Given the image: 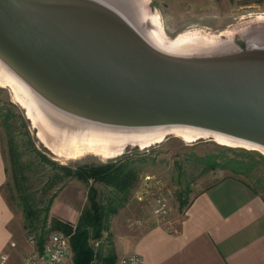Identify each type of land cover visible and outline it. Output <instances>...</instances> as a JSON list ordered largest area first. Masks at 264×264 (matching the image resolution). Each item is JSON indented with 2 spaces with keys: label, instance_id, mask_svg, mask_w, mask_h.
<instances>
[{
  "label": "water",
  "instance_id": "95a60500",
  "mask_svg": "<svg viewBox=\"0 0 264 264\" xmlns=\"http://www.w3.org/2000/svg\"><path fill=\"white\" fill-rule=\"evenodd\" d=\"M126 22L94 0H0V66L46 119L56 120L51 105L69 104L128 125L195 126L264 149V51L248 50L245 39L232 42L241 54L222 56L218 47L173 59Z\"/></svg>",
  "mask_w": 264,
  "mask_h": 264
},
{
  "label": "rangeland",
  "instance_id": "374dc122",
  "mask_svg": "<svg viewBox=\"0 0 264 264\" xmlns=\"http://www.w3.org/2000/svg\"><path fill=\"white\" fill-rule=\"evenodd\" d=\"M135 1L141 4L143 11L154 21L151 23L150 19L141 17L143 30H150L149 27L153 24L151 31H161L168 40L187 33L196 35L200 40L206 38V43H213L202 48L198 46L191 52L215 49L220 47V43L235 42L243 45L246 38L264 40V0ZM16 98L10 85L0 84V144L7 171V180L1 190L15 214L24 220L18 192L11 179L12 154L17 157L16 166L23 192L37 209L36 229L28 232L24 228L25 237L31 234L35 242L39 232L43 233L44 241L51 231L47 230L48 223L44 220L50 197L53 200L56 196L58 203L86 202L87 183L76 177L61 179L58 176L62 171L51 165L49 160L75 166L81 163H99L124 155L131 176L125 199L117 210L123 207L128 213L130 224H137L139 229L157 224L172 223L174 226L191 197L202 187L225 175L243 181L264 199V150L257 147L222 143L211 135L188 140L174 131L175 133H167L161 140L144 147L126 144L119 154L110 157L91 151L66 157L56 154L47 143L53 133L58 138L55 129L46 122L42 125L43 120L33 123L28 118L25 107L20 104L21 101ZM227 146L232 149L224 148ZM240 149L255 153L249 166L240 165L237 169L232 161H227L223 167H209L206 163L207 157L211 155L212 159L219 162L225 161V156L240 158ZM235 150L239 152L235 153ZM257 153L260 156L257 157ZM92 184L97 190V200L108 204L113 194L111 187L99 180L92 181ZM65 187L71 189L61 192ZM121 196L122 192H118L117 199ZM178 198L185 203L179 205ZM51 202L48 214H53ZM113 214L109 216L108 228ZM108 228L102 231L100 255L113 248ZM96 242L91 241L97 252ZM70 253L72 256L71 248ZM93 264H96L95 260Z\"/></svg>",
  "mask_w": 264,
  "mask_h": 264
},
{
  "label": "crops",
  "instance_id": "0c3cea01",
  "mask_svg": "<svg viewBox=\"0 0 264 264\" xmlns=\"http://www.w3.org/2000/svg\"><path fill=\"white\" fill-rule=\"evenodd\" d=\"M6 180L0 144V254H5L2 264H21L37 246L25 237L23 220L1 190ZM66 189L71 188L61 192ZM57 201L55 196L51 212L71 222L84 203ZM123 209L113 214L108 228L115 260L137 252L149 264H264V199L236 177L221 176L202 187L174 226L139 229Z\"/></svg>",
  "mask_w": 264,
  "mask_h": 264
},
{
  "label": "bare ground",
  "instance_id": "6f19581e",
  "mask_svg": "<svg viewBox=\"0 0 264 264\" xmlns=\"http://www.w3.org/2000/svg\"><path fill=\"white\" fill-rule=\"evenodd\" d=\"M94 1H96L102 8L112 10L116 18L125 22V24H127V20L128 24H130L131 27L136 28V31L138 30L140 34L143 32V37L147 38V40L150 41L157 50L162 51L160 53H163L164 56H168L173 59H187L190 52L193 49H197L198 46L202 48L213 44L206 43V38L200 40L195 37L196 35L187 33L179 35L174 40H168L164 37L161 31L159 33L151 31L153 24L149 27L150 30L145 29L146 31H141L135 22L136 15L140 20L141 17H145L150 19L151 23L154 21L151 16L147 15L146 12L143 11L141 4H138L135 0H123L125 3L120 2V0ZM59 9H61V13L67 12V9L65 8L59 7ZM133 12H136V15ZM233 44L234 43H220V48L216 50V53L222 56H231L235 53H243L236 45ZM259 49L264 51V40H248V50L258 51ZM0 72L2 73L0 75V84H8V86H11L15 96L21 101L20 104L25 107L28 118L33 121V123L34 121L40 123V121L43 120L41 122L42 125L46 122L47 125L55 129L59 135L58 138L53 133V137H49L50 139H48L47 143L49 148L58 155L71 157L85 151H91L105 157H110L119 154L126 144H136L139 147H144L150 143L161 140L165 134L174 131L178 132L188 140H193L202 136L206 137L205 135H211L216 141L218 140L226 144H237L234 140H232V138H228L224 134L209 131L204 128L185 125L173 126V124H157L153 126L136 124L128 125L126 123H122L120 119L118 120L114 117H108L104 114L87 112L81 110L75 105L69 104H67V107L58 103L64 108L60 106L55 108L50 104L51 109L56 113V120L46 119V116H43L41 111L36 108V106H33V97L28 88L21 82L20 83L22 85L19 84L17 79L13 78L3 70L2 66H0ZM42 74L43 77H40L41 79H53L51 75V77H49L45 72ZM37 123L36 125L39 126ZM47 135L48 133L46 136ZM46 138H48V136ZM258 148L260 150H264L262 147Z\"/></svg>",
  "mask_w": 264,
  "mask_h": 264
},
{
  "label": "trees",
  "instance_id": "16d2710c",
  "mask_svg": "<svg viewBox=\"0 0 264 264\" xmlns=\"http://www.w3.org/2000/svg\"><path fill=\"white\" fill-rule=\"evenodd\" d=\"M232 149L230 146L224 147ZM12 153V147H10ZM240 158H234L233 156H225L226 159L223 162L212 159L213 156H208L206 163L209 167L225 166L227 161L235 162L237 167L240 165L249 166L252 164L253 155L248 150L240 149ZM239 152L237 150L234 151ZM260 156L257 153V157ZM51 165L59 168L62 174L58 177H76L79 180L87 183L86 188V202L83 203L79 209L77 218L74 222L64 219L54 214H48L49 205L52 197L49 198L45 208L44 220L48 223L47 230H59L68 235L69 245L72 251V260L74 264H114L115 255L112 247L109 248L107 253L100 256L93 247L91 241H97L102 237V231L107 230L109 216L116 212L117 208L122 205L125 199L131 171L128 168V163L124 155L108 159L99 163H81L75 166H70L64 163H58L55 160H49ZM17 157L11 154V179L13 180L15 190L18 192V197L23 212V227L26 231L32 232L36 229L35 222L37 221V209L31 205L27 195L23 192L20 185L19 170L17 168ZM233 168V169H234ZM102 181L109 185L113 190L112 197L109 198L108 204H104L97 200V190L92 184V181ZM248 186V185H247ZM251 189V188H250ZM252 191H254L252 189ZM122 192L120 199H117V193ZM255 192V191H254ZM116 202L112 203L113 200ZM179 205H183L185 202L178 198ZM44 221V222H45ZM43 233L37 234L36 246L40 248L43 243Z\"/></svg>",
  "mask_w": 264,
  "mask_h": 264
},
{
  "label": "built area",
  "instance_id": "2783aa9c",
  "mask_svg": "<svg viewBox=\"0 0 264 264\" xmlns=\"http://www.w3.org/2000/svg\"><path fill=\"white\" fill-rule=\"evenodd\" d=\"M30 242H35L31 234L27 235ZM5 259V254H0V264ZM21 264H74L70 257L68 235L51 230L40 248H34L26 255ZM114 264H149L137 252H131L118 257Z\"/></svg>",
  "mask_w": 264,
  "mask_h": 264
},
{
  "label": "flooded vegetation",
  "instance_id": "af4514ba",
  "mask_svg": "<svg viewBox=\"0 0 264 264\" xmlns=\"http://www.w3.org/2000/svg\"><path fill=\"white\" fill-rule=\"evenodd\" d=\"M247 40H251V39H249V38H246Z\"/></svg>",
  "mask_w": 264,
  "mask_h": 264
}]
</instances>
